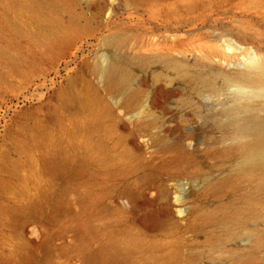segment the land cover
<instances>
[{
	"label": "rangeland",
	"instance_id": "1",
	"mask_svg": "<svg viewBox=\"0 0 264 264\" xmlns=\"http://www.w3.org/2000/svg\"><path fill=\"white\" fill-rule=\"evenodd\" d=\"M249 59L264 0H0V264H264Z\"/></svg>",
	"mask_w": 264,
	"mask_h": 264
},
{
	"label": "bare ground",
	"instance_id": "2",
	"mask_svg": "<svg viewBox=\"0 0 264 264\" xmlns=\"http://www.w3.org/2000/svg\"><path fill=\"white\" fill-rule=\"evenodd\" d=\"M248 66L250 67V69H252L253 71H255V79L251 80V83L253 84V89L251 91L252 94L254 95H264V82H263V74L261 69L258 68V66L253 62L252 59L248 60ZM241 96H245L244 93L241 94Z\"/></svg>",
	"mask_w": 264,
	"mask_h": 264
}]
</instances>
